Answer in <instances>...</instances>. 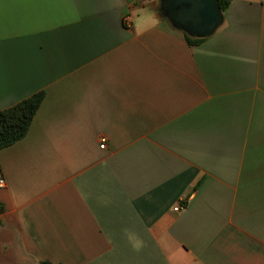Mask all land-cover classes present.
I'll return each mask as SVG.
<instances>
[{"label":"crops","instance_id":"1","mask_svg":"<svg viewBox=\"0 0 264 264\" xmlns=\"http://www.w3.org/2000/svg\"><path fill=\"white\" fill-rule=\"evenodd\" d=\"M222 14L190 44L159 0H0V109L44 92L0 264H264V0Z\"/></svg>","mask_w":264,"mask_h":264},{"label":"water","instance_id":"2","mask_svg":"<svg viewBox=\"0 0 264 264\" xmlns=\"http://www.w3.org/2000/svg\"><path fill=\"white\" fill-rule=\"evenodd\" d=\"M163 17L192 38L212 34L222 23L218 0H159Z\"/></svg>","mask_w":264,"mask_h":264},{"label":"trees","instance_id":"3","mask_svg":"<svg viewBox=\"0 0 264 264\" xmlns=\"http://www.w3.org/2000/svg\"><path fill=\"white\" fill-rule=\"evenodd\" d=\"M231 0H218V4L223 11ZM184 34L186 41L196 44L203 38H192ZM44 97L43 91L35 92L24 97L16 103L0 109V148L8 146L21 139L28 131L32 118L41 104ZM38 264H54L47 260H41Z\"/></svg>","mask_w":264,"mask_h":264},{"label":"clouds","instance_id":"4","mask_svg":"<svg viewBox=\"0 0 264 264\" xmlns=\"http://www.w3.org/2000/svg\"><path fill=\"white\" fill-rule=\"evenodd\" d=\"M124 234L132 248L136 251H139L140 248L143 246V240L134 232H131L127 229L124 230Z\"/></svg>","mask_w":264,"mask_h":264},{"label":"built area","instance_id":"5","mask_svg":"<svg viewBox=\"0 0 264 264\" xmlns=\"http://www.w3.org/2000/svg\"><path fill=\"white\" fill-rule=\"evenodd\" d=\"M139 1H143V0H139ZM122 20H123V22H125V23H127V22H129V15H127V14H125V15H123V17H122ZM101 141H100V144H99V147H104L105 146V137L103 136V137H101V139H100ZM4 184H5V180H4V178L3 177H0V187H2V186H4ZM180 209V205L179 204H176L174 207H173V210H179Z\"/></svg>","mask_w":264,"mask_h":264},{"label":"flooded vegetation","instance_id":"6","mask_svg":"<svg viewBox=\"0 0 264 264\" xmlns=\"http://www.w3.org/2000/svg\"><path fill=\"white\" fill-rule=\"evenodd\" d=\"M162 13H164V11L162 10V8L160 9Z\"/></svg>","mask_w":264,"mask_h":264}]
</instances>
